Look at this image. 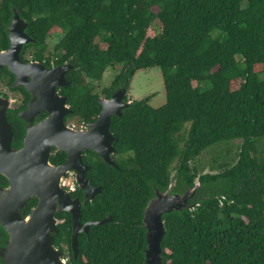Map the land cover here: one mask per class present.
<instances>
[{"label": "trees", "instance_id": "obj_1", "mask_svg": "<svg viewBox=\"0 0 264 264\" xmlns=\"http://www.w3.org/2000/svg\"><path fill=\"white\" fill-rule=\"evenodd\" d=\"M13 10L41 56L61 33L52 55L74 66L65 91L71 121H95L98 99L121 88L131 102L111 118L117 168L95 152L84 157L101 193L82 205L81 223L112 221L79 235L74 260L71 216L55 214L62 222L53 245L67 264H145L147 203L170 183L181 194L196 181L188 208L162 214L163 264H264V0H0V47ZM117 67L96 93L104 72ZM154 67L166 97L159 108L149 104L153 95L127 98L136 72ZM234 141L232 161L199 171L202 153ZM36 203L31 198L22 216Z\"/></svg>", "mask_w": 264, "mask_h": 264}, {"label": "water", "instance_id": "obj_2", "mask_svg": "<svg viewBox=\"0 0 264 264\" xmlns=\"http://www.w3.org/2000/svg\"><path fill=\"white\" fill-rule=\"evenodd\" d=\"M8 32L10 47L0 53V66L11 67L10 56L17 58L22 44L29 42V39H19L23 24L16 10ZM65 102V98H59L56 104L49 105L46 101L45 105L37 102L29 106L25 119L26 116L31 119L41 109L48 110L50 115L29 130L22 149L16 151L11 147L12 130L6 118L7 101L0 100V175L8 181V187L0 188V227L7 235L5 246L0 249L1 264H67L62 258V252L53 245V235L57 234L59 224L56 213L66 212L71 216V252L74 260L79 254L78 236L88 235L92 226L112 221L109 216L100 221L81 223V203L70 197L69 192L61 186V181L71 170L77 172L76 183L85 193L83 206L101 193L100 187H92L85 178L89 167L83 165L81 155L83 151L92 150L104 163L117 168L112 159L115 148L112 146L114 136L110 133V124L112 117L121 116L122 111L131 106V102L126 101V89L117 90L108 99H98L101 109L96 120L88 124L86 131L76 132L64 124V117L73 113ZM52 147L66 153L65 163L58 166L50 164ZM198 187L196 181L195 186L182 195L172 196L169 195L170 188L164 193L155 191L142 218L147 245L145 264H163L162 214L181 210V204L186 203ZM31 198H36L37 203L23 217L21 209Z\"/></svg>", "mask_w": 264, "mask_h": 264}, {"label": "flooded vegetation", "instance_id": "obj_3", "mask_svg": "<svg viewBox=\"0 0 264 264\" xmlns=\"http://www.w3.org/2000/svg\"><path fill=\"white\" fill-rule=\"evenodd\" d=\"M13 16L14 10L12 12V18L9 22V25L13 19ZM20 20L23 24V32L20 34L19 39H29V42L22 44L17 58L10 56L9 60L12 62L11 67L0 66V100L7 101L8 108L6 109V118L10 123L12 130L11 147L16 151L22 149L24 140L29 130L37 127L39 123L46 120L50 115L48 110L41 109L38 110L36 114L32 115L31 119L28 116H26L27 119H25L24 116L28 112L27 110L29 106L32 104L35 105L37 102H39L41 105H45L46 101L49 103V105L51 103L56 104L59 98H65V104L70 108V105L68 104V97L65 94V91L69 85V74H71V71L74 69V66L71 65L70 62H61L59 59L54 58L52 55V49H48L43 53V56H41V54L37 52L36 47H30L29 44L34 43V40L30 38L29 33L27 32L28 22L23 18H20ZM9 25L6 27L7 44L6 46L2 45L0 47V53L6 52L10 47L8 32ZM56 95L59 98H57ZM70 115H66L64 117V124L66 126L72 127L76 132L87 130L88 124L90 122L78 124L76 121H71L69 119ZM91 151L92 150L83 151L81 155V161L83 165L89 167V170L91 166L85 163L84 157H89V153ZM58 153L65 154L66 158L63 162H53L52 157H55ZM49 161L51 165L58 166L67 161V155L65 152L59 151L56 147H52L50 149ZM88 171L85 173V178L87 180H89L86 177ZM76 173L77 172L75 170H71L64 176L62 180L65 181V186L63 188L68 192L70 191V197L72 199H77L81 203L82 207L85 193L76 183ZM70 184L73 185L71 190L68 188ZM6 187H8V181L6 185H0V188ZM172 187V183H170L164 192L170 188V196L178 194L172 192ZM78 191H81L82 193L81 200L78 197L79 195L75 197L71 196V192L77 194ZM185 192L186 191H183L179 195H182ZM189 202L190 198L186 203L181 204V209L188 208L190 205ZM179 205L180 204L176 206ZM61 222L62 221L59 220V224ZM5 240L6 239L1 235L0 249L5 246Z\"/></svg>", "mask_w": 264, "mask_h": 264}, {"label": "rangeland", "instance_id": "obj_4", "mask_svg": "<svg viewBox=\"0 0 264 264\" xmlns=\"http://www.w3.org/2000/svg\"><path fill=\"white\" fill-rule=\"evenodd\" d=\"M153 33V31L150 32V34ZM223 36V34L220 35V41L223 40ZM60 38L61 33H53L47 39L48 49L51 50ZM258 69L260 68L258 67ZM118 70L119 67L115 70L108 69L104 72L101 81L96 85V93L101 94L103 89L108 88L111 85ZM152 95L153 97H151L149 104L153 108H159L165 103L166 97L162 74L158 67L137 71L130 82L129 89L127 90V98L132 100H142ZM239 144V141H234L208 149L197 159L196 166L199 171L207 173L209 172L210 167H217L223 162L232 161L238 151Z\"/></svg>", "mask_w": 264, "mask_h": 264}, {"label": "built area", "instance_id": "obj_5", "mask_svg": "<svg viewBox=\"0 0 264 264\" xmlns=\"http://www.w3.org/2000/svg\"><path fill=\"white\" fill-rule=\"evenodd\" d=\"M61 186L62 187H64L65 186V181L64 180H62L61 181ZM73 185L72 184H70V186L68 187L69 188V190H71L73 187H72Z\"/></svg>", "mask_w": 264, "mask_h": 264}]
</instances>
